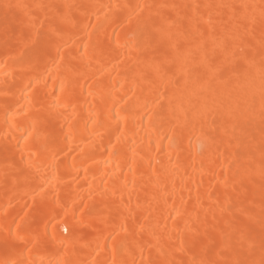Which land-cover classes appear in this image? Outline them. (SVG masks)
<instances>
[{"label": "bare ground", "instance_id": "bare-ground-1", "mask_svg": "<svg viewBox=\"0 0 264 264\" xmlns=\"http://www.w3.org/2000/svg\"><path fill=\"white\" fill-rule=\"evenodd\" d=\"M40 33L50 55L30 52L42 60L32 73L11 53ZM94 43L115 51L95 60ZM37 75L33 96L70 75L79 84L50 116L69 139L48 151L24 91ZM66 93L57 102L69 104ZM101 122L119 141L105 154L96 136L81 166L80 130ZM37 207L70 246L33 248L35 264H260L264 0H0V260L22 251L5 245L7 225Z\"/></svg>", "mask_w": 264, "mask_h": 264}, {"label": "snow or ice", "instance_id": "snow-or-ice-1", "mask_svg": "<svg viewBox=\"0 0 264 264\" xmlns=\"http://www.w3.org/2000/svg\"><path fill=\"white\" fill-rule=\"evenodd\" d=\"M88 27L91 28L95 26L89 23ZM54 31L58 32L62 31V29H59L57 27L56 29H54ZM48 42L49 41L47 35L44 33H40L34 39L30 38L27 43H24L21 46L23 50L11 53V57L18 63H27L32 73H39V69L42 64L41 57H47L50 55L47 50ZM37 47H40L41 49V57L30 59V52H32ZM114 51L115 50L110 45L94 43L93 58L100 61L105 57L112 56ZM57 59H62L59 50L57 51ZM105 70L106 66L98 67V72H103ZM40 78L41 77L37 75L36 79L30 80L24 91L27 93L26 100L29 106H34L37 110L38 120L42 118V122L46 121L45 130L48 132V135L45 138V142L42 147L44 151H48L50 146H59L60 136L63 135L65 141L69 139L68 135L65 134L63 128H56V126L52 123L50 116L53 111H56L57 114L62 115L63 113L59 112L60 109L67 110L71 107V102H74L77 98L79 84L77 77L74 75H70L66 78V82H60L57 88L52 91L51 95H49L47 92L37 90L35 95L33 96L32 89L39 82ZM92 79L93 78L90 76L88 81L85 82V89L91 86ZM4 89L6 95L11 92V85L7 80L4 81ZM65 89H67L66 95L70 101L67 105L57 102L56 99L59 94L65 93ZM10 107L11 105L6 104V115ZM91 123H95V121H92ZM119 131L120 127L118 124L116 132ZM37 134H40V130H37ZM31 135V131L25 130L24 136H22L21 139L26 140L27 137ZM96 136H100L101 140H107V144L104 145L105 154L110 153L111 149L115 147L114 139L116 142H118L120 138L119 136L114 137V133L111 131L110 126L104 122L100 123L96 133L90 132L88 126L86 125L84 129L80 130V144L77 145L76 149H73V151L82 153L80 157L81 166L88 164L94 159L93 150L95 147L99 146L98 144H96ZM59 151H63V149L60 148ZM56 155H59V152H57ZM49 158L51 159V157ZM40 190H44L43 185L40 186ZM82 207L83 206H81V208ZM50 227H52L51 221L49 220L47 223H45V215L43 213V210L39 207L34 209L31 215H29L28 212L18 214L17 217L13 219L12 223L10 225H7L6 227L4 243L11 249H22V251L15 256V259L0 260V264H35L34 261L29 259L28 253H30L33 248L38 251L46 249L52 243H59L61 245V251L67 254L68 247L70 246L69 241L66 239L55 241L53 233L49 230ZM76 231L77 229L75 228V226L73 227L71 233L69 232V229L67 227H63V232L73 237L75 236ZM260 247L262 250H264V239H261ZM56 264H75V262L71 258L67 260L59 259L56 261ZM91 264H94V262H91ZM112 264H117V262L113 259ZM194 264H196V262H194ZM231 264H249V262L237 259L231 262ZM252 264H255V262H252ZM260 264H264V259H261Z\"/></svg>", "mask_w": 264, "mask_h": 264}]
</instances>
